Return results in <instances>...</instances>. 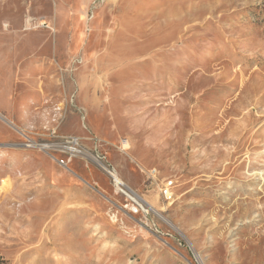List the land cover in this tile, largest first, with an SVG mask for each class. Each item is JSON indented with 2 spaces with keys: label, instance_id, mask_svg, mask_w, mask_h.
<instances>
[{
  "label": "rangeland",
  "instance_id": "obj_1",
  "mask_svg": "<svg viewBox=\"0 0 264 264\" xmlns=\"http://www.w3.org/2000/svg\"><path fill=\"white\" fill-rule=\"evenodd\" d=\"M0 264H264V0H0Z\"/></svg>",
  "mask_w": 264,
  "mask_h": 264
},
{
  "label": "built area",
  "instance_id": "obj_2",
  "mask_svg": "<svg viewBox=\"0 0 264 264\" xmlns=\"http://www.w3.org/2000/svg\"><path fill=\"white\" fill-rule=\"evenodd\" d=\"M70 144H72V147L70 148L73 152H76V153H82V151L79 149V141L78 139L76 138H72L70 141H69ZM108 174L112 177L113 181H114V185L115 187L117 188V190L123 194L124 196L127 197L128 201H129V204H128V207H129V211L135 213V214H138V213H141L143 211H146L143 207L142 204H140V202H137L133 199V197L130 195V194H133V191L128 188L125 184H123V182H117L116 179L114 178V174L116 173L114 170L112 169H109L105 166L104 168ZM117 174V173H116ZM172 187H173V183L172 182H169V184H165L161 189H160V193L161 195L164 197V198H170L171 196V190H172Z\"/></svg>",
  "mask_w": 264,
  "mask_h": 264
},
{
  "label": "bare ground",
  "instance_id": "obj_3",
  "mask_svg": "<svg viewBox=\"0 0 264 264\" xmlns=\"http://www.w3.org/2000/svg\"><path fill=\"white\" fill-rule=\"evenodd\" d=\"M114 178L116 179V181L119 183L121 180L119 179V177L117 176V175H115L114 174ZM122 182V181H121ZM123 184H125L124 182H123ZM133 191V190H132ZM135 194V195H134ZM132 197H133V199L135 200V201H137V202H140V204H142L143 205V207H144V209L146 210V211H151V210H153V206H151V203L149 202V201H147V199H145V198H143L142 196H140V195H138L137 193H135L134 191H133V194H130ZM156 210V209H155ZM153 212V211H152ZM155 212V211H154ZM166 222H168V221H166ZM169 223V222H168Z\"/></svg>",
  "mask_w": 264,
  "mask_h": 264
}]
</instances>
